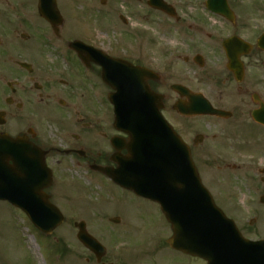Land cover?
Returning <instances> with one entry per match:
<instances>
[{"label":"flooded vegetation","instance_id":"obj_1","mask_svg":"<svg viewBox=\"0 0 264 264\" xmlns=\"http://www.w3.org/2000/svg\"><path fill=\"white\" fill-rule=\"evenodd\" d=\"M157 1L164 10L155 0H0V165L8 187L33 192L46 167L52 205L86 203L95 185L111 235L105 263L135 250L205 264L169 246L156 203L113 179L127 137L113 127L102 67L107 56L133 66L215 204L246 238L264 239V0ZM138 218L162 220L154 238L128 237Z\"/></svg>","mask_w":264,"mask_h":264},{"label":"water","instance_id":"obj_2","mask_svg":"<svg viewBox=\"0 0 264 264\" xmlns=\"http://www.w3.org/2000/svg\"><path fill=\"white\" fill-rule=\"evenodd\" d=\"M116 88L122 89L119 87ZM149 95L150 97H146L145 95L143 101H141L138 106L134 105L132 97L129 101H126L125 98L123 99V96L114 99L110 98L113 103L115 102V119L116 122L120 125L119 127L124 131H134L135 134V136L131 137V145L134 144L135 147L138 146L139 150H134L133 169L140 171L139 177L144 181L145 185L149 184L153 186V184H155L158 187H160V185L162 184L165 185V187L168 189L169 195L171 194V197L169 196V198L165 199L162 197V200L169 199L168 202L171 203V205H187L195 212L197 210H206L208 208V204L204 203V201H206V199L209 200V197L207 196L206 192L197 184L194 178V176L196 177L194 167L192 166L191 162L186 159L185 156L177 157V152L180 145L179 140L174 136L173 133L170 134V130H168L170 133L166 130L162 121L155 112L150 111L149 115L148 113H145L144 105L146 103V100L147 104L152 101V106L155 108L156 96H154L152 93H149ZM113 97H115V95ZM151 122L159 124L149 125L148 123ZM164 132H166L167 140L171 143L165 142L162 136ZM144 134H147L145 138ZM151 144L154 147V151L150 150ZM120 168H122V166H120ZM180 170L189 172V176L187 175V179L188 177L190 179L194 178V181H191V186H183L180 183L181 181L184 182L186 178L178 173V171ZM193 184H195V186H193ZM192 187L194 188L192 189ZM190 196H195L199 201H202L203 204L199 202V204L196 205L195 200H192ZM17 202L18 204L22 203L20 199H18ZM26 209H28L31 215H33L36 225L46 232H50L53 227L57 226L62 221V216L58 214L56 210H54L56 214L51 217L50 215H52V211H49L47 209L36 210L29 207L28 205H26ZM41 223H44L45 225ZM78 227L81 229L79 235L80 240L84 244L92 248V250L97 252V258H99V253H101L100 246L83 231V223H80ZM210 239L211 243L207 244L206 246L214 247L216 239H214V237H211ZM205 243L207 242L205 241ZM206 246L204 249L202 248L201 251L194 250V252L203 255L211 262L213 256L211 252L207 251Z\"/></svg>","mask_w":264,"mask_h":264},{"label":"rangeland","instance_id":"obj_3","mask_svg":"<svg viewBox=\"0 0 264 264\" xmlns=\"http://www.w3.org/2000/svg\"><path fill=\"white\" fill-rule=\"evenodd\" d=\"M90 193H94L93 196H96V194L100 193V191L95 189L94 185L93 190L88 192V199ZM89 200V203L87 201V204L83 203L85 204V207L83 208L76 206L72 209H69L63 206L64 208H62L61 211L64 213V215H67L65 218V223L56 229L51 235L46 236L33 231L36 237V254L31 252L25 243V237L27 236L28 230H32L34 228L20 212L15 211L8 204L0 203V264H94L92 261L93 257L90 260L89 256L78 248L76 240L73 239V233H75V229L72 226V223L74 218L76 219L75 221L79 220L78 218L86 219V217L83 215L84 209L89 205H93L97 209L104 210L102 203L100 206L99 203H97V206H95L93 204L95 200ZM72 210H74L73 214H71ZM237 210L245 213L246 217H248V212L245 210V208L239 206ZM97 223L98 221L96 217H89L88 229L91 230V233L94 234L99 240H104L106 242L107 235H111L105 231L101 223ZM161 223L162 220H154L152 223L149 220L145 223L144 219L138 218L137 223L133 224L134 227L132 229H128L131 230L128 234V237L135 236L137 238L147 237L152 239L155 237ZM54 236H56L55 238L63 239L56 241V239L53 238ZM122 244L123 242H121V240L117 237V240L111 246L112 251L114 253L115 251H121ZM146 253V251L139 252L130 250L123 255L124 263L171 264V261L167 258H165L163 262L159 259L151 262V256Z\"/></svg>","mask_w":264,"mask_h":264},{"label":"bare ground","instance_id":"obj_4","mask_svg":"<svg viewBox=\"0 0 264 264\" xmlns=\"http://www.w3.org/2000/svg\"><path fill=\"white\" fill-rule=\"evenodd\" d=\"M34 242H35L34 239L29 236L28 237V241H27V248L30 249V250L33 249L34 251H36L35 250L36 244Z\"/></svg>","mask_w":264,"mask_h":264}]
</instances>
